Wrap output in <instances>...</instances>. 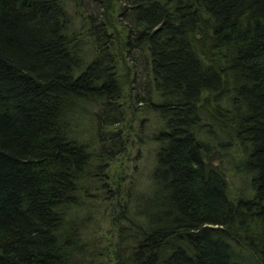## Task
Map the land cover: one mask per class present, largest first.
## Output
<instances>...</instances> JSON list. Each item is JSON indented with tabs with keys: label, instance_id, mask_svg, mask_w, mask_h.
<instances>
[{
	"label": "trees",
	"instance_id": "obj_1",
	"mask_svg": "<svg viewBox=\"0 0 264 264\" xmlns=\"http://www.w3.org/2000/svg\"><path fill=\"white\" fill-rule=\"evenodd\" d=\"M79 1L0 0V264H264V0H98L78 23ZM138 104L162 122L152 190L135 221L117 181L106 252L84 199Z\"/></svg>",
	"mask_w": 264,
	"mask_h": 264
},
{
	"label": "rangeland",
	"instance_id": "obj_2",
	"mask_svg": "<svg viewBox=\"0 0 264 264\" xmlns=\"http://www.w3.org/2000/svg\"><path fill=\"white\" fill-rule=\"evenodd\" d=\"M96 1L81 0L79 4L76 2L70 4L71 11L75 15L78 23L80 20L81 22L83 21L84 16L86 17L92 13L96 14L100 10L99 7L101 4L100 2L98 3V0ZM135 85V90L138 92L141 91L139 93L142 94V86L139 88L137 83ZM143 95H145L144 90ZM85 109L88 110L85 111V114L81 118L77 119L75 129L78 134L80 133L79 138L89 143L90 149L98 151L100 145L96 138L98 133L96 117L101 109L93 103L85 106ZM135 109H137L136 113L129 110L130 113L127 115L129 119L128 125L131 126V135L128 136V141L125 145L127 148L125 151L115 155L112 159L107 157L108 163L103 164V171L93 177L92 187L84 199L85 203L87 202V205L82 209L84 214L92 213L89 219L90 222H88L89 227H87L85 233L90 238L96 237L95 241H99V245H102L106 249V252L113 250L114 245L117 243V239H115L116 230L112 217L117 212L116 206L118 205V192L115 189L117 181H122L119 184L124 196V192L130 189L131 200L134 203L131 205L132 212L129 216L135 221H137V212L134 210L136 202L141 199L142 195H148L152 190L151 176L155 164L156 144L151 138L154 130L161 127L162 122L158 121V118L152 114L151 110L144 109L141 104H138ZM139 131L141 132L138 135L137 133ZM218 147L220 149L213 148L215 151H213V154L223 152L228 156L223 162H225V167L228 172L227 178L232 183L233 192L239 193V190L241 191L242 189L247 191L250 185L249 175L234 169L230 162L233 159L239 160L241 158L236 152V149H234L235 146L224 145L223 147L222 145ZM221 163L220 160H215L217 166Z\"/></svg>",
	"mask_w": 264,
	"mask_h": 264
}]
</instances>
